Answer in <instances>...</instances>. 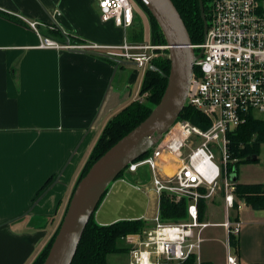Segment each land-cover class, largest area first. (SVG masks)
I'll return each instance as SVG.
<instances>
[{
	"label": "crops",
	"instance_id": "obj_1",
	"mask_svg": "<svg viewBox=\"0 0 264 264\" xmlns=\"http://www.w3.org/2000/svg\"><path fill=\"white\" fill-rule=\"evenodd\" d=\"M0 11L17 19L0 14V264H30L61 222L104 125L142 96L144 70L116 67L99 51L40 48V37L27 22H39L43 35L61 43L68 35L70 43L102 45L119 44L124 34L132 39L140 26L135 11L125 30L100 21L94 0H0ZM50 24L51 32L45 27ZM259 169L258 179L241 181L238 167L237 182L264 183V168ZM150 177L141 168L112 180L94 221L147 222L159 208ZM232 215L241 222L236 245L240 264H264V208L245 204ZM217 227L206 228L205 234ZM221 236L225 239L224 231ZM121 253V264H128L129 253Z\"/></svg>",
	"mask_w": 264,
	"mask_h": 264
},
{
	"label": "built area",
	"instance_id": "obj_2",
	"mask_svg": "<svg viewBox=\"0 0 264 264\" xmlns=\"http://www.w3.org/2000/svg\"><path fill=\"white\" fill-rule=\"evenodd\" d=\"M102 22L122 29L130 27L134 9L129 0H94ZM203 41L191 44L200 52L188 87L186 105L209 120L206 128L177 119L160 135L148 153L130 162L125 171L146 167L151 189L158 200L165 195L172 201L185 199L187 215L177 221L156 214L139 231L128 232L120 241L130 255L128 264H240L236 244L241 222L231 215L246 203L235 196L236 173L230 169L228 134L264 113V0H209ZM28 26L40 37V48L99 51L105 56L132 61L142 70L153 67L152 59L166 45L130 42L124 34L119 44L92 42L61 43L43 35L37 21ZM54 29L53 25L45 26ZM223 198L224 221L216 224L199 220V203L216 196ZM235 202L237 203L234 208ZM220 226L225 232L222 263H208L202 257L205 230Z\"/></svg>",
	"mask_w": 264,
	"mask_h": 264
},
{
	"label": "trees",
	"instance_id": "obj_3",
	"mask_svg": "<svg viewBox=\"0 0 264 264\" xmlns=\"http://www.w3.org/2000/svg\"><path fill=\"white\" fill-rule=\"evenodd\" d=\"M171 1L186 27L191 43L198 44L202 42L204 38V21L201 16L199 1ZM207 1L208 0H202L204 11H206ZM138 2L144 8L150 19L151 43L155 45H165V38L156 20L150 14L143 2L141 0H138ZM0 14L17 20L4 12L0 11ZM49 31L51 32V30ZM54 31L56 34H59L58 30ZM140 32L141 30L137 31L135 36L132 39L129 38V40L140 41ZM65 37L69 39L68 35H65ZM74 41L78 43V40ZM164 51L167 53V50ZM152 64L155 68H148L143 72V80L140 87L141 95L144 92L148 93L145 102H139L136 100L130 101L107 121L81 168L77 182L86 174L90 166L101 155H103L119 139L143 121L149 115L153 107L159 102L166 86V75L169 73V59L167 55H159L158 57L152 59ZM177 119L188 120L201 128H206L209 125V120L189 105H185L182 108ZM228 138L230 157L232 160L235 159V161L230 164V169L237 173L240 164L257 161V157L260 153V146L264 143V119L253 117L247 118L246 122L228 134ZM124 171L125 169L115 176L114 179L120 177ZM106 190L107 189L102 192L95 204L94 210L84 228L70 264H107L106 256L108 254L127 252L126 248L120 241V237L128 232L139 231L146 225L145 221L141 219L120 220L106 225L97 224L93 217L94 211L100 203L102 197L105 195ZM235 196L238 199H243L245 203L253 209H263L264 183L245 184L239 183L236 180ZM236 206L237 203L235 202L234 208H236ZM204 207L205 203L201 201L199 203V220L201 221L204 220ZM186 209L187 202L185 199L174 202L165 195L161 196L159 199V214L160 218L163 220L177 221L179 219H183L187 215ZM59 226L60 223L56 226L46 245L38 252L30 264L43 263ZM229 238L231 243L237 245L236 238L233 236H230ZM179 263L194 264L192 259Z\"/></svg>",
	"mask_w": 264,
	"mask_h": 264
},
{
	"label": "water",
	"instance_id": "obj_4",
	"mask_svg": "<svg viewBox=\"0 0 264 264\" xmlns=\"http://www.w3.org/2000/svg\"><path fill=\"white\" fill-rule=\"evenodd\" d=\"M141 1L156 20L166 41L169 73L166 75L164 92L149 115L101 155L77 182L42 264H70L84 228L102 192L130 162L151 148L154 143L153 136L165 132L186 105L194 61L201 53L195 52L191 46L186 27L171 0ZM199 4L205 34L206 18L203 15L201 0ZM68 42L66 38V43ZM108 58L116 63V67L135 65L132 61L109 56ZM154 68V66L151 67V69ZM231 177L232 180L236 179V175Z\"/></svg>",
	"mask_w": 264,
	"mask_h": 264
},
{
	"label": "rangeland",
	"instance_id": "obj_5",
	"mask_svg": "<svg viewBox=\"0 0 264 264\" xmlns=\"http://www.w3.org/2000/svg\"><path fill=\"white\" fill-rule=\"evenodd\" d=\"M134 11L137 13L138 19H139V26H140V36L141 41L146 43H151L150 41V19L144 8L141 6V4L138 2V0H129ZM152 44V43H151ZM158 55H167V53L163 49H158L155 51ZM147 92H144L142 96L137 99L136 101L139 102H145ZM257 116L261 119H264V113H257ZM259 161V162H258ZM239 178L241 181H252L255 179H258V177H255L256 173L260 169L264 168V143L260 146V157L259 160L257 159L256 162H250V163H242L239 165ZM260 172V171H259ZM240 183V182H239ZM223 201L222 196L216 195L211 202L205 204L204 207V220L209 221L213 220L215 218L221 217V221L216 223L219 224L224 221L225 217V209L222 206L221 201ZM232 215V213H231ZM219 228V229H218ZM210 230H217L214 233L211 234ZM210 230H207V238L210 236H216L218 238L212 239L208 238L202 245V257L203 259H209L212 262L220 263L221 260L225 256V249L222 242H224V237L221 236L223 234V228L217 227V228H210ZM205 234V235H206ZM225 235V232H224ZM220 237V238H219ZM222 239V241L220 240ZM107 262L108 264H121L123 263V260L125 259V255L120 254H110L107 256ZM167 264H180L179 262H170Z\"/></svg>",
	"mask_w": 264,
	"mask_h": 264
},
{
	"label": "flooded vegetation",
	"instance_id": "obj_6",
	"mask_svg": "<svg viewBox=\"0 0 264 264\" xmlns=\"http://www.w3.org/2000/svg\"><path fill=\"white\" fill-rule=\"evenodd\" d=\"M199 1V0H198ZM202 1V0H201ZM208 2H209V0L207 1V3H206V11H204V6H203V15H204V17L205 18H207V14H208ZM202 4H203V2H202ZM199 8H200V4H199ZM201 11V10H200ZM201 16H202V14H201Z\"/></svg>",
	"mask_w": 264,
	"mask_h": 264
}]
</instances>
